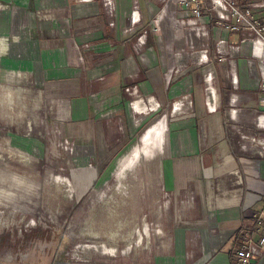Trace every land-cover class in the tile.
I'll list each match as a JSON object with an SVG mask.
<instances>
[{
  "label": "rangeland",
  "instance_id": "1",
  "mask_svg": "<svg viewBox=\"0 0 264 264\" xmlns=\"http://www.w3.org/2000/svg\"><path fill=\"white\" fill-rule=\"evenodd\" d=\"M121 1L99 0V3H104L109 27L119 26L118 39L127 38L130 42L126 51L131 48L138 65L152 71L153 75L149 74L150 80L145 81L151 88L147 89L141 83L143 89H140L136 84L138 74L133 69L135 63L123 62L120 66L123 77L120 88L126 96V114L136 117L141 114L137 119L140 122L133 127L129 121L133 130L127 133L124 129L116 141L113 133V154L106 157L105 163L95 162L90 156L84 160L80 157L79 144L84 141L86 133L83 132L84 127L80 130L77 121H71L68 115L71 106L76 108V96L44 97L42 83L34 81L27 72L17 77L18 72L8 71L7 81H0V264H152V253L159 251L167 236L165 222L180 219V211L197 201L192 187L193 177H198L189 178V175L175 173L171 177L181 179L186 188L166 192L162 186L164 167L185 166L192 170L198 165L229 161V156L213 157L208 151L199 158L162 157L167 153L168 142L169 152L173 150L170 139L168 141L171 132L184 130L189 120L202 117L200 149L207 148L205 117L215 113L218 102L229 118L228 98L232 93L238 96L232 108L243 116L239 122H229L227 118L225 125L227 130L230 129L229 136L237 140H240L241 133L246 132L258 136L250 119L264 111V104L259 103L260 96L264 95V77L257 65L258 54L253 50L258 38L252 42L255 36L251 30L242 28L239 31L248 32L247 37L228 41L224 37H214L205 42L204 47H196L189 43L187 37L193 27L204 24L210 38L211 30H217L214 10L207 7L206 0H199L202 13L198 21L178 6L175 19L180 27L170 29V24H164L166 36L159 34L154 24L155 21L163 22L162 3L147 0L153 11H149L150 15L137 16L138 20L131 24L134 0H126L128 5L125 9H122ZM141 1L138 0L139 7ZM6 9L8 3L0 0V12ZM262 12L264 7L256 8L252 17L264 24ZM34 14L48 20L54 15L43 8L35 9ZM118 14H122L121 21L116 24ZM145 29L156 41L155 56L146 48ZM7 38L0 36L1 46ZM202 49L206 52L204 59H176L198 54ZM166 55L172 56L171 67L164 63ZM206 71L210 73L215 90L214 109L205 104L204 95L209 88L204 80ZM117 76L119 74L110 72V80ZM229 85L227 97L221 96L218 88ZM163 86L167 98L170 89H181L167 105L155 93ZM20 87L24 88L23 93ZM188 88L201 90L203 98L199 111L188 96ZM223 97L226 104L222 103ZM141 98L146 103L151 100L149 108L139 113L136 107ZM152 100L155 101L153 108ZM179 102L187 104L185 110L178 107ZM91 115L88 120L90 129L93 121L102 116L94 115V112ZM104 116L107 120L111 118L109 114ZM119 116L122 122L123 117ZM162 117L167 144L161 155H154L157 159L152 160L146 157L152 151V145L144 146L142 135L145 129L158 124ZM211 123L216 125L215 129H220L218 119ZM174 124L177 126L173 127ZM109 132L112 135V129ZM111 137L113 140V135ZM108 141L111 138H106ZM133 142L137 145L130 150ZM111 149L106 146L107 151L111 152ZM128 149L129 154L119 161ZM261 156L264 157L263 154ZM96 159H100V155Z\"/></svg>",
  "mask_w": 264,
  "mask_h": 264
},
{
  "label": "crops",
  "instance_id": "2",
  "mask_svg": "<svg viewBox=\"0 0 264 264\" xmlns=\"http://www.w3.org/2000/svg\"><path fill=\"white\" fill-rule=\"evenodd\" d=\"M4 1L8 3V9L0 12V36H8V38L7 41L1 42L2 46L0 44V81H7L8 71L18 72L17 77L20 76V73L27 72L34 81L42 83L44 97L76 96V108L71 106L68 115L71 121H77L80 130L84 127L83 132L86 133L84 141L79 144L80 157L84 160L85 157L90 156L95 159V162L105 163L106 157L113 154L111 146L115 144L114 134L116 141L123 135L124 129L127 133H131L133 130L129 121L133 127L140 122L137 119L141 114H138L137 117L126 114L124 99L126 96L120 88L123 78L120 66L123 65V62L124 64L135 63L133 69L138 74L136 84L140 89H143L141 83H144L145 88H151V85L145 81L150 80L148 76L149 74L153 75L152 71L138 65L131 48L126 51L129 49L130 42L127 38L118 39V25H115L114 28L109 27L110 23H108L103 8L104 3H99V0ZM120 3L122 9L128 5L126 0ZM137 3L138 0L136 2L137 16L150 15L149 11H153L152 5L147 0H142L140 7ZM38 8H43L46 12L51 11L54 14L53 17L48 20L44 19L45 16L34 14L35 9ZM121 15L118 14L116 17V24L120 23ZM174 15V9L169 7L165 12H162L163 22L161 24L158 21L154 22L158 27L159 34L165 35L164 24H170V29L180 27V23L178 24ZM261 15L264 17V12ZM147 30L145 29L146 48L155 56L156 41L150 38ZM211 31L212 38L209 37L208 27L204 24L193 27L187 34L189 43L192 46L199 47L198 45H201L204 47L205 42L214 39V37L216 39L224 37L225 41H228V39L249 36V33L245 31L227 33L218 28ZM169 42L171 44V41ZM131 47L133 46L131 45ZM253 50L258 54L257 65L261 76L264 77V46L258 43ZM108 52L111 57L110 61ZM205 55L206 52L202 49L198 54L178 56L176 59L200 60L204 59ZM163 60L164 63L169 64V67L172 66V56L166 55ZM110 72H115L119 76L115 80L114 78L110 80ZM204 75V80L209 85L207 80L210 79V73L206 71ZM233 79L235 80V75ZM221 82L222 85L223 81ZM179 86L181 87L180 84ZM209 86L213 89L211 84ZM23 89H21V93H23ZM229 89L230 85L218 88V91L221 96H226ZM188 90V96L195 109L199 111L203 98L201 90L198 91L195 88H188ZM180 91L181 89L177 88L170 89L169 98H167L164 95L163 86L155 93L160 95L159 97L164 99L165 105H167L169 99ZM208 94L207 88L206 96ZM231 99L234 101V98L231 97ZM150 100L147 103L143 99L138 100L137 112L142 113L143 109L146 111L145 108L149 106ZM152 101L154 102L153 108L155 101ZM222 103L226 104L224 97ZM178 107L185 110L187 104L179 102ZM221 107V104L217 102L215 113L205 117L206 139L209 146L202 150L199 141V126L202 117L198 120H189L184 130H178L176 133L171 132L168 141L170 139L173 150L169 152L168 142V150L164 156L161 155L165 144H167L166 129L162 122L164 117L159 119L158 124L143 132L144 146L149 143L152 145V151L146 154V157L152 160H156L154 155L158 157V154L167 158L175 156L199 158L202 153L207 151L211 152L213 157L219 155L230 157L226 163L216 161L208 165H198L192 170L185 166L164 167L162 186L166 192L180 191L186 188L181 179L171 177L175 173L189 175V178L194 175L198 177L196 179L195 176L193 177V187L188 185L195 189L197 201L186 210L180 211V219L173 218L165 222L167 236L159 251L152 253L150 259L152 264H234L232 250L240 242L242 236L245 233H250L255 239L260 232H264V224L263 229H258L255 223V215L264 204V157L252 145L246 142L242 147L241 140L229 136L230 129L227 130L225 125L228 117L226 118L227 114ZM93 112L94 115L102 116L93 121V128L90 129L88 120ZM108 114L111 118L104 119V115ZM120 114L123 117L122 122ZM242 116L239 114L238 121H236H241ZM216 119L219 120L221 126L219 130L215 129L216 125L211 123ZM230 119L228 118L229 122L233 121ZM108 122L110 127H108ZM172 126L176 127L177 125ZM108 128L112 129L113 140ZM106 138L107 140L111 138V141L106 142ZM136 145V142H133L129 149L131 150ZM106 146H109L111 152L106 150ZM129 149L122 154L119 161L129 154ZM99 155L100 159H96ZM188 177L185 178L188 179ZM183 207L184 205L181 206V208ZM249 264H264V252L250 258Z\"/></svg>",
  "mask_w": 264,
  "mask_h": 264
},
{
  "label": "built area",
  "instance_id": "3",
  "mask_svg": "<svg viewBox=\"0 0 264 264\" xmlns=\"http://www.w3.org/2000/svg\"><path fill=\"white\" fill-rule=\"evenodd\" d=\"M163 5L167 0H157ZM207 7H212L214 10L216 26L220 30L228 32H239L242 28H247L251 30L254 34L253 41L261 39L264 41V24L258 21H255L252 17L253 10L256 8L264 7V0H206ZM137 0L133 1V9L130 14L131 24L138 20L136 3ZM180 6L184 13L190 15L194 21H198L201 18L202 9L200 6L199 0H179L175 3V10ZM209 8V7H208ZM177 11V10H176ZM135 13V16L133 15ZM243 40V38H242ZM221 41V40H219ZM264 90V86L262 87ZM214 93L215 90L213 89ZM229 102H228V114L229 118L234 122H237L239 114H242L239 110L232 108V104H235L238 100L232 93H229ZM205 104L208 106V101L206 99L205 92ZM215 96V94H214ZM231 96H234V101H232ZM216 96L213 102V107L215 108ZM259 103L264 104V95L261 96ZM237 120V121H236ZM251 124L253 125L254 134L241 133L239 139L241 140V146L244 147V143H248L254 147V149L264 155V111L255 114L250 119ZM255 223L257 224L258 229H263L264 224V204L260 211L255 215ZM264 252V232L259 233L258 236L254 239L250 233H245L240 242L232 250V258L234 259V264H249L250 258L253 256H259Z\"/></svg>",
  "mask_w": 264,
  "mask_h": 264
},
{
  "label": "bare ground",
  "instance_id": "4",
  "mask_svg": "<svg viewBox=\"0 0 264 264\" xmlns=\"http://www.w3.org/2000/svg\"><path fill=\"white\" fill-rule=\"evenodd\" d=\"M179 0H167L166 2H165V4L163 5V11L165 12V10L166 9H168L169 7H171V8H173L174 9V13H176V10H175V3L176 2H178ZM162 11V12H163ZM169 11H170V9H169ZM167 13V12H166ZM168 14V13H167ZM175 16V15H174ZM172 17V16H171ZM170 18V17H169ZM175 20V19H174ZM159 31H160V29H159ZM260 44V45H262V46H264V41L263 40H261V39H257L255 42H254V48L257 46V44ZM208 81V83H209V85L211 84V81H210V79L209 80H207ZM208 85V86H209ZM208 91H209V94L207 95L208 97H207V101H208V106L210 107V108H212L213 107V102H214V98H215V96H214V91H213V89H211V86H209V88H208ZM150 144V143H149ZM154 145V144H153ZM160 146H161V144H160Z\"/></svg>",
  "mask_w": 264,
  "mask_h": 264
}]
</instances>
